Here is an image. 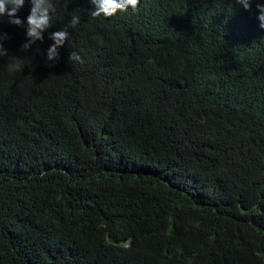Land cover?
I'll list each match as a JSON object with an SVG mask.
<instances>
[{
  "label": "trees",
  "instance_id": "obj_1",
  "mask_svg": "<svg viewBox=\"0 0 264 264\" xmlns=\"http://www.w3.org/2000/svg\"><path fill=\"white\" fill-rule=\"evenodd\" d=\"M51 3L0 19V264H264V0Z\"/></svg>",
  "mask_w": 264,
  "mask_h": 264
},
{
  "label": "clouds",
  "instance_id": "obj_2",
  "mask_svg": "<svg viewBox=\"0 0 264 264\" xmlns=\"http://www.w3.org/2000/svg\"><path fill=\"white\" fill-rule=\"evenodd\" d=\"M31 9L30 13L26 18V36L28 37L27 42L22 45V48L30 49L31 45L37 40L42 41L44 39L43 33L51 27V12L55 9L51 3V0H30ZM94 6L92 16L99 17L101 15L105 17H112L118 12H128L131 10L133 13L139 10L141 0H90ZM237 3L241 4L246 10L250 9V0H236ZM25 0H0V19L5 15L9 18V23L23 26L24 21L21 20L17 13L24 5ZM260 15L258 19L260 21V27L264 28V4L257 5ZM71 25L75 26L79 23V17L73 16L71 19ZM50 39L54 43L47 50L46 61L54 63L59 59V48L68 41L69 32L66 29L56 30L51 32L49 35ZM3 37L0 36V40ZM7 54V50L3 48L2 42H0V57ZM70 61L83 62L82 58L75 52H71L69 55ZM178 252L182 253V249H178Z\"/></svg>",
  "mask_w": 264,
  "mask_h": 264
}]
</instances>
